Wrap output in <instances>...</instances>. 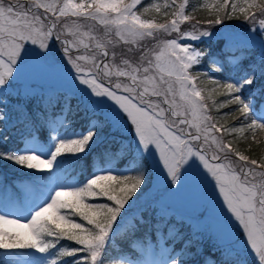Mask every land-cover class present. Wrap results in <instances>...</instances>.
<instances>
[{
	"label": "snow or ice",
	"instance_id": "6c2138e0",
	"mask_svg": "<svg viewBox=\"0 0 264 264\" xmlns=\"http://www.w3.org/2000/svg\"><path fill=\"white\" fill-rule=\"evenodd\" d=\"M140 3L0 0V97L16 87L26 69L58 76L68 93L60 109L65 119L71 110L68 100L78 96L86 110L103 112L113 128L130 133L128 144H122V151H127L123 167L106 163L83 180H69L63 162L92 152L101 142L100 121L89 118L81 128H74L71 122L51 120L46 141L41 142L33 120L23 146H9V136L0 129V166L26 170L35 178L26 186L23 201L8 196L0 201V249L44 254L30 264H108L118 237L131 244L146 227L145 236L167 230L165 244L168 240L179 244V251L141 242L132 257H122L120 264H244L242 251L252 253L256 264H264V159L259 163L249 159L223 140L226 134L264 129V51L258 64L226 69L210 44L197 47L237 20L247 23L249 41L260 37L264 50V0H216L214 5H202L208 18L183 30L182 25L194 19L187 13L189 0L151 4L157 13L163 8V15L171 16L164 23L142 19L136 11ZM91 22L103 26V38L92 34ZM85 27L88 31H82ZM149 40L155 41L153 47H148ZM117 46L127 47L117 53ZM81 47L92 54H76ZM205 59L224 74L223 81L210 72L192 75ZM85 60L87 65L82 63ZM237 71L238 76L233 74ZM201 75L216 86L208 93L214 106H235L224 116H231L239 127L218 126L208 114L196 84ZM217 90L224 97L219 104L212 95ZM177 96L185 103H178ZM48 103L52 105L51 98ZM7 119V112H0V122ZM153 173L158 174L168 199L193 181L198 184L212 226L222 239L228 238V243L214 245L220 252L217 259L204 255L199 223L185 232L181 222L165 221L163 204L159 219L144 215L148 201L144 205L141 201ZM233 225L240 229L236 238H232ZM4 264L21 262L9 258Z\"/></svg>",
	"mask_w": 264,
	"mask_h": 264
},
{
	"label": "trees",
	"instance_id": "16d2710c",
	"mask_svg": "<svg viewBox=\"0 0 264 264\" xmlns=\"http://www.w3.org/2000/svg\"><path fill=\"white\" fill-rule=\"evenodd\" d=\"M165 2L166 0H160V2H157V0H142V3L137 6L138 13L148 19H154L156 21L166 20L170 16L165 17L163 15V8L161 9L160 13H157L154 9L149 7L154 3L163 5ZM177 2L179 3L181 0H177ZM189 4L190 6L187 8V13L194 18L193 20L203 21L204 19L208 18L207 8L202 7V5L209 4L208 2L205 0H189ZM193 7L196 8V11H193ZM145 8H149V10L145 12ZM169 12H171V9H169ZM209 44L211 46V51L218 57L219 60L225 63L226 69H233L237 65L243 68L254 63L258 64L260 61L259 52L254 47L230 45L229 42H227L223 37L212 38L210 42L198 44L197 47L208 48ZM197 72H210L212 75L216 76L222 81L224 79V74L216 72L215 69L211 68L210 62L207 59H205L203 66L194 68L192 70V75L195 76ZM233 74L238 76L239 72L237 71ZM196 84L197 88L202 90V95L204 96L203 102L207 104L209 108L208 114L212 115L218 121V126L233 125L235 127H239V125H237L235 121L232 120L231 116H224L225 113H228L230 110L235 108L234 105H229L224 108H217L213 105L212 100L208 99L209 91L216 88L215 85L210 83L208 76H199ZM255 86H260L259 80ZM219 91L222 90H217L216 92L212 93L217 104L222 102L224 99L222 95L218 94ZM56 95L63 98V94L57 93L52 96L53 98L51 97L52 101L57 98ZM64 99L62 100L64 101ZM256 99L257 104L259 105L260 98L257 97ZM11 101L16 104V106L11 109L14 112L11 110L5 111L7 112L9 119L18 118L17 121L13 120L10 124H8V121L0 122V129H4L5 134L9 136V146H23V141L20 140V134L33 127V120L37 124L38 121L35 119L37 116L34 115L35 112H33V106L40 109L41 112H43V114L49 118L63 113L60 110V105L55 103H52V105H44L40 99L29 101L25 100V103H21V101L18 99H11ZM68 105L71 110L66 113L65 121L66 123L71 122L72 127L81 128V126L86 124L89 118L98 120L103 125V128L100 131L101 142L94 146L92 152L89 155L77 161L65 160L63 162L61 167L69 177V180H83L85 176L90 175L96 168L100 167V165H105L106 163H111L113 167L117 168L123 167L127 163V151H122V144L120 143V140L116 139L115 137H110L113 135H110L109 125L106 124L102 118H99V116H89L88 111L86 112L85 109L81 108L74 98H70L68 100ZM259 110L260 109L258 107L257 111ZM63 114L65 118V113ZM45 132L46 131L43 125L38 128V135L43 136ZM223 140L225 142H231L234 149L240 151L243 155L248 156L249 159H256L258 163L264 159V129H256L254 134L253 132L247 130L243 133L237 132L226 134L223 136ZM106 154L108 155L106 156ZM27 177L32 178V176L26 174V170L12 168L10 166L7 168L0 166V183L3 181L14 180L12 181V185L17 187L16 183L19 181H26L25 179ZM151 181L152 176L149 178V185L151 184ZM147 189H145V192ZM6 190L7 192L10 191L9 188ZM144 215L146 217L151 216L153 220L158 219L150 207H148L147 212H144ZM77 220H79V218H77ZM145 231H147L146 227L141 228L140 231L136 233V238L131 244H128L124 239L118 237L114 251L111 253L112 259L108 261V264H120L122 257H132L133 251L137 250L141 242L149 243L150 239H155V233H158L157 231L153 230L148 236H145ZM167 243L173 244L170 240H168ZM173 246L177 251H179V244H173ZM0 250L11 251L4 249ZM209 254H213L212 257L215 259L219 257V253L214 251L213 248H204V255L207 256ZM0 264L3 263L0 262Z\"/></svg>",
	"mask_w": 264,
	"mask_h": 264
},
{
	"label": "rangeland",
	"instance_id": "374dc122",
	"mask_svg": "<svg viewBox=\"0 0 264 264\" xmlns=\"http://www.w3.org/2000/svg\"><path fill=\"white\" fill-rule=\"evenodd\" d=\"M205 1L213 5L216 3V0H205ZM76 2L78 3L79 0H76ZM157 2H160V0H157ZM136 11L138 13L137 7H136ZM141 17L142 19H148L142 15ZM168 19H171V16ZM154 21L156 23L165 22V20L163 21L154 20ZM195 21L196 20L186 22L184 25H182V30L186 28H190L191 24L195 23ZM70 23L71 21H69V24ZM91 23L94 25V27L92 28V34L103 38L104 35L103 26L99 25L96 22H91ZM247 28L248 25L246 22L233 20L229 22L227 27L221 29L217 33V35L213 36L212 38L223 37L227 42H229L230 45L254 47L261 56L262 51L264 50L260 48V44H259L260 37L255 36L254 42L249 41L248 36L251 35V33L247 31ZM82 31H88V28L85 27L82 29ZM175 35H176L175 33H172V37H174ZM160 36L161 38H169L164 36V34H160ZM85 43H90L88 38H85ZM147 44L148 47H153L155 41L149 40ZM126 47L127 46L121 48L120 46H117L115 51L117 53H121L122 51L126 50ZM109 50L111 51V46H109ZM76 54L84 55L87 57L90 56L92 53L91 50H85L83 49V47H81L80 51ZM119 60H120V56H117L116 63H119ZM82 63L87 65L89 61L85 60L82 61ZM57 93L63 94V98L56 95L57 98L54 99L52 102L56 104V101L59 100L60 103L58 105L62 106L64 102L62 99H64L68 95L66 91L65 82L62 78L58 76L40 75L29 69H26L21 79L17 82L16 87L10 92H8L6 97H0V99L4 100V103H0V112H4L5 110H11L14 108V106H16V104L13 101H11V99L12 100L18 99L19 101H21V103H25L26 102L25 100L29 101V100L40 99V101H42L44 105H47L49 104L48 103L49 99L52 96H54V94ZM71 98H74L76 102L79 104V106L85 109L84 104L80 101L78 96H72ZM177 101L178 103H182V104L185 103L179 100V96H177ZM38 110H36L35 113L36 116L39 117V121L42 122L43 127L45 128L46 131L44 134L45 137H47L48 135L47 130L49 127V123H48L49 121L58 120V121H63L65 124H67L64 119V115H57L55 118L51 119L46 117L45 114H43V112L41 111L37 112ZM88 113L89 116H99V118H102L103 121L106 124H108L110 127V135H116L124 144H128L130 133L127 130L121 131L113 128L110 125V123L104 119L103 112H97L93 114L91 111H88ZM7 120L10 119L8 118ZM39 125L41 126L40 123ZM61 131H63V129H61ZM217 135L219 136V133H217ZM21 138L24 139L25 142L26 138H30V137H27L25 134H23ZM37 138L40 139L38 136ZM40 141L44 142L42 139H40ZM157 175L158 174L153 173L151 184L146 190L145 198L144 200L141 201V204L144 205L145 200L148 201L147 207H150L153 210L154 214L157 216L158 219L160 216L161 204H163L167 212V215L164 217L165 221L181 222L184 226L183 230L185 232L192 231L193 224L199 223L202 226V228L199 230V234L202 235L203 237V247L213 248L214 251L218 252L220 256V252L217 251L214 245L221 243H228V238L222 239L219 231L212 226V223H214V221L212 219L211 212L207 213V211H205V209L203 208V203H204L203 193L199 188L198 184L195 181H193L184 189V191L178 194L175 198L168 199L162 191V186L158 184V181L156 179ZM26 186H28L26 183L21 184L20 187L18 185V189L20 191L19 196H15L12 195V193H9L7 195L4 194V197L2 196L3 193H1L3 190V186H0V201H3V199L6 196L11 197L13 200L23 201L25 196ZM239 231L240 229L237 228L235 225H233L232 238H236ZM166 237H168L167 230L163 234L161 232H158L156 237V242L152 243V245L160 244V245H165L167 247H172V244L170 245L163 243ZM42 255L44 254L38 253L35 250H31L27 255H7L5 256V260L12 258V259H18L21 262V264H30V261L34 257H38ZM240 258L244 262V264H256V260L253 254L250 252L242 251L240 254Z\"/></svg>",
	"mask_w": 264,
	"mask_h": 264
}]
</instances>
